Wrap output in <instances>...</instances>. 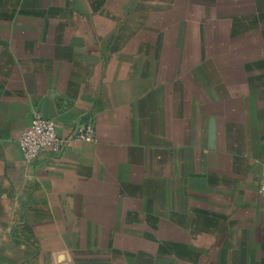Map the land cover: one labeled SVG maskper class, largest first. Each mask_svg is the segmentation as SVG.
Instances as JSON below:
<instances>
[{
	"label": "crops",
	"instance_id": "1",
	"mask_svg": "<svg viewBox=\"0 0 264 264\" xmlns=\"http://www.w3.org/2000/svg\"><path fill=\"white\" fill-rule=\"evenodd\" d=\"M262 179L264 0H0V264H264Z\"/></svg>",
	"mask_w": 264,
	"mask_h": 264
},
{
	"label": "built area",
	"instance_id": "2",
	"mask_svg": "<svg viewBox=\"0 0 264 264\" xmlns=\"http://www.w3.org/2000/svg\"><path fill=\"white\" fill-rule=\"evenodd\" d=\"M68 139H93L92 125L88 124L83 129L71 133ZM68 139L57 134L55 121L45 117L41 111L35 110L28 127L21 133L19 146L26 161H32L47 149L53 153H60ZM258 192L264 195V179L258 184Z\"/></svg>",
	"mask_w": 264,
	"mask_h": 264
}]
</instances>
